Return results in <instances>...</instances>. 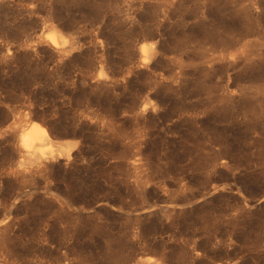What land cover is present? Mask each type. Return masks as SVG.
<instances>
[{"label":"rangeland","instance_id":"1","mask_svg":"<svg viewBox=\"0 0 264 264\" xmlns=\"http://www.w3.org/2000/svg\"><path fill=\"white\" fill-rule=\"evenodd\" d=\"M0 264H264V0H0Z\"/></svg>","mask_w":264,"mask_h":264},{"label":"bare ground","instance_id":"2","mask_svg":"<svg viewBox=\"0 0 264 264\" xmlns=\"http://www.w3.org/2000/svg\"><path fill=\"white\" fill-rule=\"evenodd\" d=\"M49 43L54 47L61 51H70L75 48L76 44L70 37H68L62 30L55 26H51L48 28V33L46 35ZM143 47V46H142ZM143 49V48H142ZM148 60V56L143 51L141 63H145ZM20 140L22 147L30 151L31 149H35L39 151L40 157L45 158L47 152L45 150H40L39 147L36 146L37 142H48L52 143V140L48 134L47 128L36 121H31L29 127L23 129L20 133ZM146 261H151V258H148Z\"/></svg>","mask_w":264,"mask_h":264}]
</instances>
